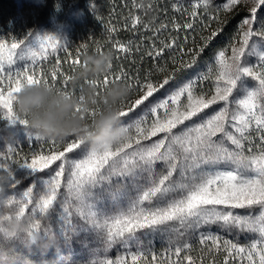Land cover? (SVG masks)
I'll list each match as a JSON object with an SVG mask.
<instances>
[{
    "label": "snow or ice",
    "instance_id": "obj_1",
    "mask_svg": "<svg viewBox=\"0 0 264 264\" xmlns=\"http://www.w3.org/2000/svg\"><path fill=\"white\" fill-rule=\"evenodd\" d=\"M189 2L191 15L195 17L196 10L202 6L207 8L210 0ZM242 3H248V0H227L221 7L227 12ZM252 3L251 17L243 19L241 24V27H248L241 33L238 46L231 47V55L227 54V49L219 50L214 58V67H209L204 74H198L183 84L166 99L152 106L143 117L129 124L134 134L126 141L102 150L91 148L83 158L71 162L66 183L68 195L60 215L63 222L61 231L67 233L71 230V217L75 213L105 231L108 248L121 243L125 249L115 260L104 259L97 264H203L202 258L194 260L190 254V244L170 248L164 254L140 246L136 237L138 231L154 229L171 221H179L181 224L187 221L196 224L223 222L238 227L242 232L256 234L258 238L246 246L229 240L221 243L219 237L214 235H202L199 243L204 245L211 241L208 252L213 255L224 252L222 264H230V261L232 264H264V25L255 30L252 27L257 22V12L264 6V0H252ZM175 10L179 11L180 8L177 6ZM137 23L138 17L134 16L131 25L133 29ZM186 26L191 28L192 24ZM216 35L212 33L198 51L194 50L192 59L184 66L191 68L195 64V57L203 52ZM22 43L13 41L9 45L0 41V122L7 128H28L27 121L19 119L14 111V98L25 85L43 83L50 89L55 87L42 74L38 75L36 68L38 62L48 58L49 52L56 53L62 47L57 37L49 35L36 38L28 48L17 54L16 50ZM173 46L174 41L164 45L165 48ZM114 47L120 52L129 51L127 46L119 42ZM96 52L103 53V49L97 48ZM148 54L153 55L152 52ZM154 55L159 57L162 52L157 50ZM251 58H255V62H251ZM19 61H28L27 69L24 65L14 67ZM72 62L79 65L78 56ZM51 75L54 80L60 72ZM124 78H127V73L121 71L115 76L114 82ZM248 79L255 83L249 86L246 83ZM207 80L212 81V94L197 92V86ZM168 83L169 79L165 78L158 87L164 88ZM107 85L108 78L105 77L103 86ZM97 87L101 85L97 84ZM128 87L131 90L133 85L130 83ZM143 87L145 94L142 99L135 101V106L141 105L158 90L149 81ZM236 91L241 93L238 97L233 96ZM60 92L74 95L66 89ZM182 98H185L183 103ZM216 104L221 107L202 122L179 133L173 131L178 125ZM133 110H121L120 117L128 116ZM160 110L162 115L159 114ZM149 115L154 117L150 124L147 123ZM160 133L164 136L158 141L126 152V149L133 147V142L140 145L141 140L151 139ZM253 134L259 140V144L255 145L257 151L253 150ZM27 141L37 144L41 139L34 132L28 131ZM226 142L232 147H228ZM48 143L51 145L48 154L33 152L30 157L24 155L19 159L16 157L21 149L14 143L0 148V181L7 184L17 216H27L31 222V231L39 234L40 218L48 214L61 188V178L68 163L67 154L79 150L84 141L75 137L62 141L66 147L58 153L53 150L55 141ZM56 161H61L58 170L54 176L42 181L44 194L29 209V205L33 204L35 185L19 194L13 190L22 181L44 171ZM157 163L166 168L159 176L155 168ZM221 163L234 167L230 170H207L189 176L190 172L202 165ZM126 171L145 173V183L137 186L136 198L117 215L101 223L96 205L91 199L92 189L112 177H123ZM177 171L188 182L176 185L169 183ZM175 192L180 193L178 199L162 205L154 204L158 198L163 200ZM253 207L259 208L258 214L241 215L232 211ZM132 241H136L135 250L132 249ZM209 264L218 262L213 258Z\"/></svg>",
    "mask_w": 264,
    "mask_h": 264
},
{
    "label": "trees",
    "instance_id": "obj_2",
    "mask_svg": "<svg viewBox=\"0 0 264 264\" xmlns=\"http://www.w3.org/2000/svg\"><path fill=\"white\" fill-rule=\"evenodd\" d=\"M177 6L179 11L175 10ZM73 10L80 12L82 19L72 24L66 43L59 52L38 62L36 73L55 85L52 90L60 92L66 89L70 94L79 95L90 83V80L76 79L82 57L102 48L103 52L111 53L112 67L97 84L102 87L107 77L108 85H133L127 100L120 105V111L134 107L135 101L145 94L143 85L146 81L158 86L165 78L174 80L184 75L190 69L184 65L192 59V52L198 51L215 32L217 35L195 57L192 67L212 65L219 50L229 48L238 40L244 16L210 5L198 8L193 17L191 3L185 0H145L144 6H140V0H44L40 6L23 7L17 6L14 0H0V41H24L38 27L52 28L65 21ZM134 16L138 17L135 29L131 26ZM188 24L192 27H187ZM173 41V47H164ZM116 42L127 46L129 51H118L114 47ZM157 50L162 52L159 57L154 55ZM77 56L79 65L72 62ZM56 71L60 75L53 80L51 74ZM121 71L127 73V78L114 82ZM255 140L253 150L257 151L255 145L259 140ZM48 142L39 145H44L47 150L51 146ZM58 142L55 141L56 150L66 146L62 140Z\"/></svg>",
    "mask_w": 264,
    "mask_h": 264
},
{
    "label": "rangeland",
    "instance_id": "obj_3",
    "mask_svg": "<svg viewBox=\"0 0 264 264\" xmlns=\"http://www.w3.org/2000/svg\"><path fill=\"white\" fill-rule=\"evenodd\" d=\"M185 1L189 2V0ZM14 2L19 7L28 5L40 6L43 4L44 0H14ZM226 2L227 0H210L208 6L215 5L221 7L222 4ZM253 6L254 4L252 3V0H248V3H242L234 7L230 12L243 14V19L250 18V9ZM81 19L82 14L77 10H73L67 16L65 21L54 25L52 28L38 27L37 29L33 30V32L30 33L24 41H22L23 43L21 44V47L16 50L17 54L28 48L36 38H43L44 36L49 35L57 37V39L60 41L62 49L66 43L69 31L72 29V24L74 22L80 21ZM262 25H264V6H261V8L258 10L257 22L253 24L252 27L255 30ZM247 27V25L241 27V33L246 30ZM240 36L236 42L227 48L228 55H231L232 46H238ZM254 39L256 38L254 37ZM7 44L10 45V43ZM52 54L55 53L49 52V55ZM214 58L212 65L205 64L200 67H191L180 78L169 80V83L165 85L164 88H159L157 86L158 90L154 92L151 97H149L139 106L134 105L132 108L134 110L130 111L128 116L120 117L121 123L128 126L129 124L133 123L134 120L143 117L152 106L166 99L167 96H169L179 87L183 86V84L187 83L198 74H204L209 67H214ZM251 62H255V58H251ZM28 63V61H19L17 65H14V67H18L20 65L27 66ZM246 83L251 86L255 82L248 79L246 80ZM196 90L197 92H203L207 95H211L213 92L212 81H203L197 86ZM240 94L241 93L239 91H236L233 93V96L238 97ZM142 97L140 99H142ZM183 102H185V98H182V103ZM220 107V104L210 106L208 109H205L204 112L198 114L196 117H193L191 120L185 121L184 124L178 125L173 131L175 133H179L190 126L202 122V120L206 119L209 115L214 114ZM159 114L162 115V110H160ZM153 119L154 117L149 115L147 118V123L150 124ZM28 131L34 132L29 128H23L20 126L16 128H7L3 122H0V148H6L9 144L14 143L21 149L19 156L16 157L17 159L24 155L30 157L33 152H42L43 154H48L49 149L45 150L44 145H39L47 140H41L37 144L30 143L27 141ZM131 134H134L132 130ZM163 136L164 134L160 133L155 137H151V139L141 140L140 145H137L133 142V147L126 149V152H131L135 148L144 145H150L161 139ZM256 138L257 137L255 134H253V144L254 141H256ZM217 139H219V137H217ZM64 140H66V138ZM58 143H60V141ZM226 144L228 147H232L231 144H228L227 142ZM48 145L50 144L48 143ZM91 148L92 147L89 142H84L79 150L67 154L68 163L65 165V174L61 178V188L57 194V199L50 206L48 214L46 216H41L40 218V235L44 238V241L40 246H34L31 248L26 247L23 241H17L15 243L14 250L11 252V256L13 258L11 264H97L98 261L104 259L115 260L118 255L125 251L121 243H117L111 248H108L106 245L105 231L102 228L96 227L90 221H87L75 213L71 217V230L67 233H63L61 231V224L63 222L60 220V215L62 214V209L65 204V198L68 195L66 183L69 179L70 164L72 161L83 158L86 152L90 151ZM53 150L58 153L62 149L56 150L54 148ZM60 163L61 161L52 163L48 168L44 169V171L37 172L33 176L28 177L25 181H22V183L15 190H13L19 194L27 190V188L35 185L32 192L33 204L29 205V209H31L35 203L38 202L39 197L44 194L42 181L54 176ZM233 167V165L224 163L216 165H202L201 168L196 169L194 172H190L189 176L199 175L201 172L207 170H230ZM155 168L157 176L162 175L166 171L165 166L161 163H157ZM145 176L146 174L142 172L126 171L123 177H112L110 180L103 181L99 186L92 189L93 196L91 199L96 205L98 219L101 223L104 219L117 215L132 199L136 198L137 186L145 183ZM181 182L188 181L181 177L179 171H177L169 181V183L173 185L179 184ZM179 196L180 193L178 192L170 193L163 200L158 198L156 201H154V204L162 205L163 203L169 202L173 199H178ZM12 210H14V208L9 209L8 211ZM0 211H4V209H0ZM232 211L241 215H256L260 210L259 208L253 207L250 209H232ZM202 235H214L219 237L221 243H223L224 240H229L241 246H246L258 238L256 234L242 232L238 227H234L230 224H224L223 222L212 224H196L194 221H187L184 224H181L179 221H171L167 224L157 226L154 229L146 228L136 233L139 244L144 249H151L158 254H164L170 248H175L184 244H190L192 245L190 254L193 256L194 260L197 258H202L203 264H209L210 260L214 258L218 264H222L225 253L219 252L215 253L214 255L209 253L208 248L211 246V241L201 245L199 241ZM48 237L55 238V246H45ZM131 246L132 249L135 250L136 241H132ZM230 264H232L231 261Z\"/></svg>",
    "mask_w": 264,
    "mask_h": 264
},
{
    "label": "clouds",
    "instance_id": "obj_4",
    "mask_svg": "<svg viewBox=\"0 0 264 264\" xmlns=\"http://www.w3.org/2000/svg\"><path fill=\"white\" fill-rule=\"evenodd\" d=\"M144 3L140 0V6ZM110 65V52L84 55L76 79L90 83L79 95H65L43 83L23 86L14 98L16 115L26 120L27 127L41 140L77 137L89 142L93 149L118 146L131 135L130 127L120 121V105L127 100L130 90L122 83L97 87V81L109 72ZM12 200L6 182L0 181V209H4L0 211V264H11L17 241H23L28 248L44 241L39 233L31 231L27 216H17ZM45 246H55V238L48 237Z\"/></svg>",
    "mask_w": 264,
    "mask_h": 264
}]
</instances>
